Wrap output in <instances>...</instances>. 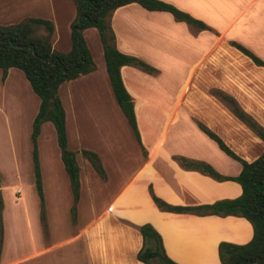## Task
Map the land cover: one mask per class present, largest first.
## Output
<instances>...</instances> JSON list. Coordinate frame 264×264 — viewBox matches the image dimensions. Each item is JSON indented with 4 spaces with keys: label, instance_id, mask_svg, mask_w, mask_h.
Listing matches in <instances>:
<instances>
[{
    "label": "crops",
    "instance_id": "1",
    "mask_svg": "<svg viewBox=\"0 0 264 264\" xmlns=\"http://www.w3.org/2000/svg\"><path fill=\"white\" fill-rule=\"evenodd\" d=\"M160 1L203 22L211 31L177 22L167 12L147 11L136 3L113 13L111 27L118 51L145 62L155 72L145 73L134 66L120 70L125 89L133 99L141 145L136 143L138 157L134 159L133 173L105 205L91 211L92 218L80 234L88 264H143L136 255L142 247L138 227L144 224L157 231L166 255L177 264H221L220 243L244 245L253 237L251 224L243 217L162 210L154 203L150 188L162 202L184 209L240 197L242 189L237 182L217 180L192 164H205L224 178L237 177L242 169L199 124L246 162H253L264 152V143L257 135L232 113L227 115L219 99L208 93L214 89L231 96L264 128V67L255 65L231 45L234 42L245 47L264 62V0L234 4L227 13L223 5L211 0ZM70 2L74 18L75 8ZM47 19L55 26L54 18ZM69 22L67 17L61 25L68 27ZM90 30L84 31V37ZM70 32L69 28V50ZM103 70L105 84L91 96L101 104L107 101L111 115L92 117L90 127L98 120L96 128L110 134V153L122 155L123 141L117 131L130 127L113 95L105 62ZM95 72L63 83L58 91L62 105L61 88L65 87L64 98L73 105L79 95L77 83ZM167 75L168 80L162 81ZM173 81L177 85L171 86ZM74 106L73 117L65 111L67 140L69 130L72 137L81 139L88 129L87 117H81ZM161 106H165L164 110ZM54 162L62 169L60 151Z\"/></svg>",
    "mask_w": 264,
    "mask_h": 264
},
{
    "label": "rangeland",
    "instance_id": "2",
    "mask_svg": "<svg viewBox=\"0 0 264 264\" xmlns=\"http://www.w3.org/2000/svg\"><path fill=\"white\" fill-rule=\"evenodd\" d=\"M70 1L0 0V25L18 23L26 18L50 20L47 18L52 17L56 22V33L54 26L51 36L52 47L56 51L67 52L68 30L74 19L71 17ZM249 1L211 0L212 3L223 5L226 13L234 4L246 5ZM67 17L70 22L68 27H63L61 23ZM35 31L40 36L47 35L43 26L36 27ZM85 38L96 65V72L77 83L80 85L76 89L79 95L73 99L76 112L79 111L81 117L88 119L85 122L88 129L82 133L81 139L72 137L70 130L68 135V149L77 156L82 184V195L75 213L71 211L73 196L64 166L61 164V169L54 162L59 148L54 127L50 122L43 124L38 137L44 194V208L41 209L35 188L31 142L32 122L39 108V98L32 92L21 71L10 69L6 80L2 81L0 70V227L3 230L0 264H88L85 243L80 234L92 218L91 211L94 213L105 205L110 196L119 190V185L133 173L136 165L134 159L138 154L137 141L130 128L117 131L123 141V154L112 155L109 148L110 134L96 128L98 120L90 127L92 117H110L111 108L107 101L101 104L91 96L105 84L104 60L97 32L92 29ZM167 77L169 75L162 77V81L168 80ZM175 84L177 85L176 81L171 82V86ZM169 90L173 95V88L170 87ZM216 91L218 90L210 89L208 93L219 99L225 106L227 115H231L227 104L215 95ZM65 94V87L61 88L64 110L69 117H73V105L64 98ZM164 108L165 106H161L160 109ZM84 149L93 151L100 157L106 179H101L81 154ZM141 154L144 155V152ZM17 187L22 189L21 196L14 194Z\"/></svg>",
    "mask_w": 264,
    "mask_h": 264
},
{
    "label": "trees",
    "instance_id": "3",
    "mask_svg": "<svg viewBox=\"0 0 264 264\" xmlns=\"http://www.w3.org/2000/svg\"><path fill=\"white\" fill-rule=\"evenodd\" d=\"M75 17L71 23V48L68 52L53 49L51 36L54 26L51 21L41 18H26L18 23L0 25V70L1 79L5 81L8 71L12 68L21 71L28 81L32 92L39 98V108L32 122L31 142L35 188L40 199L41 209L44 208V194L38 153V136L41 126L50 122L55 130L56 142L60 151V159L68 176L73 207L80 198L79 166L75 153L68 149L65 122V110L59 98L60 86L96 70L91 51L84 37V31L95 29L105 62L106 72L117 105L121 109L137 143L141 145L134 112L133 99L125 89L120 70L123 66H134L145 73H153L155 69L145 62L118 51L115 34L111 27V17L120 7L136 3L150 12H167L175 21L184 22L198 30L211 31L206 24L189 14L160 0H72ZM43 26L46 36L36 33V27ZM231 45L247 56L255 65L264 67V62L245 47L231 42ZM215 95L227 104L231 113L249 127L264 143V128L245 113L237 102L229 95L216 91ZM199 128L229 157L238 161L242 169L237 177L224 178L205 164H192L201 168L217 180H232L242 189L240 197L234 200L219 201L211 206L193 209L172 207L150 194L158 208L168 211L197 210L211 214L234 215L245 218L252 227L253 237L244 245L220 243L218 256L221 264H264V152L253 162H246L235 155L214 133L199 124ZM81 154L91 164L101 179L106 173L100 157L93 151L81 150ZM2 198L0 195V212ZM142 237V247L136 258L143 264H177L165 253L162 240L157 231L150 225L138 227ZM3 242V230L0 227V252Z\"/></svg>",
    "mask_w": 264,
    "mask_h": 264
},
{
    "label": "built area",
    "instance_id": "4",
    "mask_svg": "<svg viewBox=\"0 0 264 264\" xmlns=\"http://www.w3.org/2000/svg\"><path fill=\"white\" fill-rule=\"evenodd\" d=\"M14 194L21 196L22 195V189L20 187H17L14 189Z\"/></svg>",
    "mask_w": 264,
    "mask_h": 264
}]
</instances>
